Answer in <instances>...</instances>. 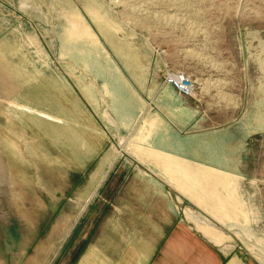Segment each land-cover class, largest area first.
<instances>
[{
	"label": "rangeland",
	"instance_id": "1",
	"mask_svg": "<svg viewBox=\"0 0 264 264\" xmlns=\"http://www.w3.org/2000/svg\"><path fill=\"white\" fill-rule=\"evenodd\" d=\"M33 1L34 5L14 7L0 0L17 16L0 27V41L18 23H25L38 39L37 48L49 59L50 67L43 61L37 66L43 69L40 76L54 71L66 89L32 84L34 101L42 105L39 110L61 122L29 113L23 117L21 135L0 106V264L56 261L58 255L54 259L53 253L69 227L64 219L79 213L81 201L94 199L87 185L95 182L90 174L107 150L134 158L140 150L166 170L179 176L178 172L185 173L181 175L185 180L187 175L196 176L194 187L201 199L179 188L182 197L175 198L187 224L206 237L187 215L205 218L228 237L219 246L210 241L218 249L230 252L239 263L264 264V0H56L51 8L49 0ZM35 7L46 13L42 24L35 20L39 14ZM66 14L94 35L86 49L114 61L131 87L147 93L144 99L150 106L152 93L166 86L170 75L189 76L195 84L187 102L196 112V130H217L222 137L219 154L232 155L230 164L222 169L209 166L213 163L204 151L198 163L146 150L138 143L144 140L143 123L131 136L125 131L110 135L82 97L81 91L91 94L90 87L80 91L79 82L69 75L80 69L94 74L104 68L97 60L90 63L85 54L70 53L72 49L63 53ZM54 81L47 83L55 86ZM100 93L104 98L103 89ZM48 94L61 105L59 114L68 112L75 120L61 125L64 117L44 109L52 103ZM112 125L117 127L114 120ZM91 151L92 160H86Z\"/></svg>",
	"mask_w": 264,
	"mask_h": 264
},
{
	"label": "crops",
	"instance_id": "2",
	"mask_svg": "<svg viewBox=\"0 0 264 264\" xmlns=\"http://www.w3.org/2000/svg\"><path fill=\"white\" fill-rule=\"evenodd\" d=\"M95 57L100 67L106 69L105 64L110 61L116 70L110 74L115 90L109 101V108H112L109 114L117 127L97 112L96 101L102 96L94 74L82 69L79 72L76 70V74L68 73L79 82L80 91V87H90L91 94L85 96L81 91L82 97L93 106L110 135H120L124 130L126 136H131L143 123L146 126L144 140L139 138L138 143L146 150L198 163H201L199 156L204 151L213 163L209 166L222 169L230 164L233 157L227 150H224V157L219 154L218 145H222L220 134L217 130L198 132L195 110L187 98L179 95L171 85L167 84L152 93V107L144 99L147 93L131 87L114 61L105 56ZM49 74L56 80V85L43 83L44 80L39 78L36 80L39 86L59 88L60 91L66 89L60 74L53 71ZM48 96L53 98V105L48 106L50 108L44 106V109L64 117L66 122L61 125L67 126L75 120L74 115L68 112L59 114L61 105L54 95ZM87 153L89 156L85 159L92 160L94 151ZM121 157L124 158L122 161ZM100 161L102 163L90 174L96 184L91 183L86 189L87 192L92 189L94 199L81 201L79 213L64 219L69 227L61 241L66 244L57 246L55 255L53 253L54 259L58 255L56 261L50 259L47 264H243L234 261L230 252L218 249L201 232L187 224L186 218L176 208L175 198L182 195L175 185L165 179V171L157 162L150 159L151 165H147L133 156H118L109 150L103 152ZM61 249L64 251L61 252Z\"/></svg>",
	"mask_w": 264,
	"mask_h": 264
},
{
	"label": "bare ground",
	"instance_id": "3",
	"mask_svg": "<svg viewBox=\"0 0 264 264\" xmlns=\"http://www.w3.org/2000/svg\"><path fill=\"white\" fill-rule=\"evenodd\" d=\"M8 1H10V4L14 7L17 4L26 6V4L30 2L32 3V5L35 4L33 0ZM49 1V4L51 5L50 8L54 7V1L56 0ZM69 4L71 5L70 1ZM4 8V5L0 4V27L4 26L3 24L8 25V23L13 22L17 19V16L14 13H11L9 10H5ZM35 9L38 10V8L36 7ZM42 17L46 18V13H42L39 11L38 17H35V20L38 22V24L44 23L42 21ZM68 17L69 14L64 15L66 26L62 30V42L63 47L65 48V51H63V53H65L69 49H72L70 53H72L73 51L75 53L79 52L80 54H85L89 58L88 61H90V63H93L94 60L97 59L94 56L93 50L86 49V45L89 41L95 40L94 37H92L94 35L90 33L89 29H87L86 27L83 28V24L80 20H69ZM37 40V37L34 35L33 32L29 31L25 23H18L14 30L4 36V38L0 41V106L2 107L1 111L6 116L7 121H11L12 126L17 125L18 130H16V132H19V135L22 134V131L24 132L23 117H26L29 113H32L33 115L36 114L39 117L46 118L55 122H61L59 121L60 119H58L57 117L47 112L39 110V106L34 101V95L36 93L33 92L34 86H31V83L33 81L39 80V78L44 80V82L42 81L43 83H47L49 81L54 80L51 78V74L49 73L44 74V76L42 77L40 76L42 75L43 69H39L37 66L42 63L41 61L47 63L48 67H50V63L49 59L46 58L44 54H42L39 48H37ZM97 54L99 53L96 50V55ZM105 68L106 69H104L103 72L97 70H95L94 72L95 79L99 82L101 89H103V92L105 93V97L98 100V104L100 106V108H98V113L103 116L105 120H108L112 125L113 120L111 118V115L107 113V110L109 109L106 105H108L109 107L111 95L115 90V87L112 88L111 86L112 81L110 79V74H113L116 71L112 67L110 62H107L105 64ZM55 82L56 80L54 81V83ZM16 91L19 92L18 95L21 99L17 98V95H15ZM52 105L53 99L51 106ZM110 109H112L111 106ZM123 131L124 130H121V132ZM14 146H16V144ZM134 154L136 158H138L141 162L147 165H151L150 159L146 156L144 152L139 150L134 152ZM157 165L165 171L164 177L170 184L175 185V187L179 189H185L195 197L201 199V196L198 194L199 192L197 188L194 187L196 185V182H198L196 176L192 175L188 177L187 175L185 180V177L183 178V176H181L185 175V173L178 172V174H181L179 176L175 172L166 170L160 164ZM187 218L189 220L192 219V221L197 223L199 228L206 235V238L209 241L215 243L217 246L227 242L226 240H228V237H226L222 232L218 231L213 226H211L205 220V218L200 219L198 216H195L192 212H189Z\"/></svg>",
	"mask_w": 264,
	"mask_h": 264
},
{
	"label": "built area",
	"instance_id": "4",
	"mask_svg": "<svg viewBox=\"0 0 264 264\" xmlns=\"http://www.w3.org/2000/svg\"><path fill=\"white\" fill-rule=\"evenodd\" d=\"M167 81L168 84L171 85L182 97H193L195 83L189 76L182 72H178L174 75H170Z\"/></svg>",
	"mask_w": 264,
	"mask_h": 264
}]
</instances>
